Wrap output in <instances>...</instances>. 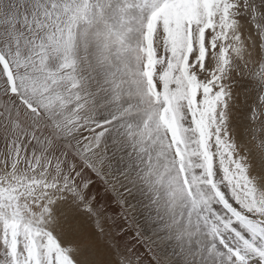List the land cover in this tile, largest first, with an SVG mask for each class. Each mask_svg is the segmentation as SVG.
<instances>
[{"label": "snow or ice", "instance_id": "6c2138e0", "mask_svg": "<svg viewBox=\"0 0 264 264\" xmlns=\"http://www.w3.org/2000/svg\"><path fill=\"white\" fill-rule=\"evenodd\" d=\"M0 264H264V0H0Z\"/></svg>", "mask_w": 264, "mask_h": 264}, {"label": "rangeland", "instance_id": "374dc122", "mask_svg": "<svg viewBox=\"0 0 264 264\" xmlns=\"http://www.w3.org/2000/svg\"><path fill=\"white\" fill-rule=\"evenodd\" d=\"M259 163H260V161H259V159H257V166H258V168H259Z\"/></svg>", "mask_w": 264, "mask_h": 264}]
</instances>
